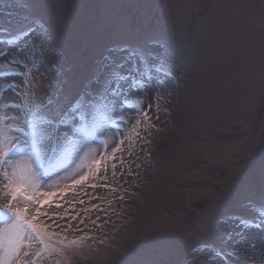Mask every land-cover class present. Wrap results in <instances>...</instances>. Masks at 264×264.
Listing matches in <instances>:
<instances>
[{
    "label": "snow or ice",
    "instance_id": "6c2138e0",
    "mask_svg": "<svg viewBox=\"0 0 264 264\" xmlns=\"http://www.w3.org/2000/svg\"><path fill=\"white\" fill-rule=\"evenodd\" d=\"M11 2L26 14L16 21L14 35L4 41L8 48L0 53L5 76L13 69L23 73L19 82L10 77L0 94V249L6 251L0 264H59L53 246L74 251L78 241H68V233L83 232L85 217L77 206L101 214L87 217L93 227L108 222L101 193L116 192L112 179L118 174H134L123 168L134 151L126 129L135 123L133 117L143 123L140 118L151 110L143 105L144 95L151 91L159 99L174 72L166 43L153 34L151 16L129 15L136 0H81L71 37L62 33V13L57 39H75L79 50L75 60L62 53L43 70L36 61L50 54L46 46L54 43L52 30L32 0ZM37 33L40 42L34 44ZM33 70L37 76L51 70L43 96L33 89ZM5 95L11 100L5 102ZM109 134L112 142L105 144ZM236 203L248 214L219 211ZM212 210L217 214L208 231H215L216 242L188 249L187 237L176 240L169 264H264V242L258 245L246 235L264 232V152L256 153L219 192ZM159 243L149 239L134 245L118 264H149L143 253Z\"/></svg>",
    "mask_w": 264,
    "mask_h": 264
},
{
    "label": "rangeland",
    "instance_id": "374dc122",
    "mask_svg": "<svg viewBox=\"0 0 264 264\" xmlns=\"http://www.w3.org/2000/svg\"><path fill=\"white\" fill-rule=\"evenodd\" d=\"M32 2L39 6L54 41L46 46L50 54L37 59V65L48 68L62 53L75 60L79 41L57 39V19L64 14L62 33L71 37L78 27L81 0ZM145 12L153 20V34L167 45L176 79L169 80L159 99H153L151 91L144 95L143 105L151 110L140 118L143 123L137 121L134 151L123 164L134 174H118L112 179L116 192L101 193L108 222L93 227L87 217L101 214L77 206L85 217L83 232L68 233V241H78L74 251L53 246L59 264H118L134 245L149 239L161 243L145 250L144 259L169 264L176 240L187 237L188 249L215 243L216 233H209L208 226L217 214L212 209L219 192L256 153L264 152V0H136L128 9L133 19ZM25 14L24 7L0 0V53ZM39 42V34H34L33 43ZM22 75L19 69L7 76L0 71V94L10 77L19 82ZM51 76V70L42 76L33 70L29 78L36 94L44 95ZM103 140L109 144L106 137ZM259 184L257 176V188ZM3 202L0 193V205ZM219 211L247 215L249 210L236 203ZM246 235L258 245L264 242V232ZM3 254L0 249V261Z\"/></svg>",
    "mask_w": 264,
    "mask_h": 264
},
{
    "label": "bare ground",
    "instance_id": "6f19581e",
    "mask_svg": "<svg viewBox=\"0 0 264 264\" xmlns=\"http://www.w3.org/2000/svg\"><path fill=\"white\" fill-rule=\"evenodd\" d=\"M150 93H152V92H150ZM133 121H135V123L133 124L132 127H129L128 129H126V135H125V139L129 141L130 146H131V142L133 140V135L135 134V131H136L137 121H136L135 117H133ZM105 137L107 138L109 144H111V142H112L111 134H109L108 136H105ZM91 159H92V154H90L84 158V163L87 164ZM68 182L70 183V181H68ZM52 190H57V189H52ZM5 256H6V251L4 250V254H3L1 261L5 258Z\"/></svg>",
    "mask_w": 264,
    "mask_h": 264
}]
</instances>
